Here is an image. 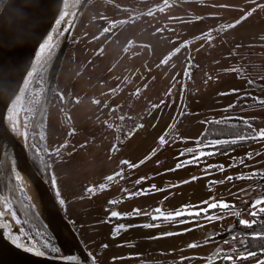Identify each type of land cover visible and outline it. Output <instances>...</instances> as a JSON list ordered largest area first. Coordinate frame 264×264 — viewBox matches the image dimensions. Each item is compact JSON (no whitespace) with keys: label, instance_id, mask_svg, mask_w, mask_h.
<instances>
[{"label":"rangeland","instance_id":"rangeland-1","mask_svg":"<svg viewBox=\"0 0 264 264\" xmlns=\"http://www.w3.org/2000/svg\"><path fill=\"white\" fill-rule=\"evenodd\" d=\"M163 2L86 4L52 90L46 137L66 136L68 144L60 148L65 155H51L52 190L57 201H65L58 202L62 215L94 264H258L264 250L242 260L235 253L254 251L248 248L252 231L240 220L251 224L248 208L264 197V140L217 152L204 136L211 122L230 117L264 125L259 103L264 76L255 74H264V59L260 64L240 60L248 49H264V3L168 0L144 13ZM249 12L242 23L227 27ZM104 28L110 31L104 33ZM189 64L190 75L185 72ZM161 136L164 144L158 143ZM55 149L51 141L47 150ZM189 149L205 156L177 169L178 162L191 157ZM121 161L139 166L128 168ZM121 169L123 178L106 190L85 191L107 185L105 177ZM141 177L146 179L136 184ZM153 185L156 190L128 198V193ZM113 200L117 203L110 204ZM212 201L231 208L210 210L211 220L203 215H186L179 222L151 219L157 207L168 214L182 206L204 208L201 202ZM111 211L130 215L112 218ZM121 224L125 227L117 230ZM190 243L199 247L190 248ZM224 254L233 260L220 259Z\"/></svg>","mask_w":264,"mask_h":264},{"label":"water","instance_id":"water-1","mask_svg":"<svg viewBox=\"0 0 264 264\" xmlns=\"http://www.w3.org/2000/svg\"><path fill=\"white\" fill-rule=\"evenodd\" d=\"M88 2L89 0H5L0 10V188L3 192L2 183L6 179L9 155L12 154L15 164L12 163L16 170L19 172L18 165H20L28 177L39 185L42 193L53 200L61 220L66 223L81 247V251L78 253L64 254L60 232L49 225L29 197L37 214L57 242L61 254L47 253L33 243L21 229L22 235L27 241L17 239L22 245L18 247L12 242L16 238L2 229L0 224V264H70V262L71 264H94L59 210L49 185L30 161L25 138L23 139L24 152H22L8 130L9 109L13 108V101L17 96L22 98L20 90H25L27 86L25 80L29 81L32 77H29L28 73H34L40 60L68 29L66 42L57 60L58 68L50 83L48 98L51 96L59 66ZM165 4L166 2L148 9L144 13L158 9ZM64 12L69 13L66 16L67 23L58 24L57 21ZM128 20L129 18L119 21L115 26ZM49 37H52V40L45 46L44 51H41V45L45 44ZM20 104L21 101L17 104L16 110L20 108ZM220 141H227V139ZM26 247H33L35 251L44 254L36 255L34 252L26 251Z\"/></svg>","mask_w":264,"mask_h":264},{"label":"trees","instance_id":"trees-1","mask_svg":"<svg viewBox=\"0 0 264 264\" xmlns=\"http://www.w3.org/2000/svg\"><path fill=\"white\" fill-rule=\"evenodd\" d=\"M4 2L5 0H0V10ZM66 35L67 33L61 35L40 60L21 98L22 109L26 112L27 117L26 146L30 161L49 185L60 211L61 208L50 183V177L52 176V170L54 168L51 166V155L47 154L49 153L47 146L51 141L56 144L57 148H61L62 144L68 146L67 142H65L67 137L60 136L52 138L49 141V138L46 137V128L52 98V93L48 98L49 87L55 76V71L58 68L57 60L65 44ZM209 36L206 38H209ZM262 48L258 47L255 50L264 51ZM133 124L134 121L130 120L129 126ZM255 131L256 128L251 119L230 117L219 122H211L204 138L207 143L216 145L215 150L217 152H226L238 146L252 143L254 141L252 139L245 141L237 140L235 143L232 141L240 136L250 137ZM42 137L43 139H41ZM217 139H227V141L218 140L221 143L217 144ZM59 155L63 156L65 154L59 152ZM12 160V158H8L7 183H2L5 202L8 204L11 212L15 213V219L19 222L21 230L33 243L49 254L60 255L61 251L53 235L43 223L25 190L21 187ZM258 207H264V205H259ZM248 209L253 211V205ZM252 221L254 223L252 222L251 226H249L253 235L250 237L252 247L248 248H252L254 250L253 252L258 253L260 250H264V238H261V234H264V214H259L255 217L252 216Z\"/></svg>","mask_w":264,"mask_h":264},{"label":"snow or ice","instance_id":"snow-or-ice-1","mask_svg":"<svg viewBox=\"0 0 264 264\" xmlns=\"http://www.w3.org/2000/svg\"><path fill=\"white\" fill-rule=\"evenodd\" d=\"M165 2L167 3V0H165ZM223 7H227V5H223ZM259 7V6H258ZM163 9H161L162 11ZM254 11V9H253ZM152 13H149V15H151ZM69 13L67 12H64L61 14L60 16V19L57 21L58 24L60 23H67V20H66V16H68ZM251 15V12L249 13H246L244 16H242L240 19L236 20L234 23L232 24H229L227 25L228 28H234L237 24H240L242 23L244 20H246L248 18V16ZM198 19H202L200 17H198ZM110 31V28H104L103 29V32L104 33H107ZM52 40V37H49V40L48 41H45V44H42L41 45V51H44L45 49V46L49 43V41ZM180 49L177 48L175 49V52H179ZM162 63H166V61H163ZM191 67V64L187 65L186 68H185V72L186 74L190 75V73H188V68ZM235 71V70H234ZM29 77H31L33 75L32 72H29L28 73ZM29 83L28 80H25V85H27ZM21 94H23L24 92V89H21ZM233 92L236 91V89H233L232 90ZM59 99L61 102H63L64 100V97L61 95L59 96ZM21 101V96H17L16 97V100L13 101V108L12 109H9V120L13 122V125H14V128L13 130L16 132L17 135H20L21 133L19 132V129L18 127H16V121L14 120V116H13V109L16 108L17 104ZM96 103H99V101H96ZM259 103L264 106V100H260ZM154 108L157 107L156 105L153 106ZM25 120H27V117H25ZM219 122V121H218ZM135 127V126H134ZM142 127V125L140 126ZM249 127H251V125H249ZM71 134H75L74 133V130ZM23 135H25V137L27 138V133H24ZM125 135H128L127 133ZM169 135H171V133H169ZM43 139V137L41 138ZM247 139H252V140H264V129H257L250 137H245V136H240V137H237L236 140H233L232 142L235 143L237 140L239 141H245ZM166 142V137L165 136H161L159 137L158 139V143L159 144H164ZM221 142H217V144H219ZM61 147H67V145H61ZM83 147V145H82ZM154 151V150H153ZM190 153H192L191 157L187 160V161H180L177 163L176 165V168H180L182 166H186L187 164H193V163H199V161L205 156V153L203 151H198V152H193L191 149L188 150ZM59 152H60V148H57L55 149V152L54 153H47L49 155H59ZM212 153H207V155H211ZM181 155H184V153H181ZM147 159V158H146ZM145 161H140L139 164H143ZM121 164L122 165H125L127 166L128 168H135V167H138L139 165L138 164H133L129 161H121ZM209 168H211L212 166H208ZM171 170V169H170ZM219 170H223V166H219ZM123 169H121L120 172H116L112 175H109V176H106L105 177V180L107 182V185L106 184H99V185H92V186H89L88 188L85 189L86 192H88L89 194H94L95 193V190L96 189H99L101 191L103 190H106V187L107 186H110L112 183L116 182V180L118 178H123ZM253 176L256 175V173H253L252 174ZM251 178V177H249ZM144 179H146V177H141L140 179L136 180L135 183L136 184H140ZM198 179V177H192V180H196ZM226 179L228 181H231L233 179V177L229 176V177H226ZM220 181H216L214 183H219ZM50 183L53 185V187H55L56 185V177L55 175H52L50 177ZM153 190H156L155 189V186H151V188L149 190H140L139 192H132V193H128V198L131 199L133 196L137 195V194H140V193H143V194H148L150 191H153ZM57 197L59 198L60 196V193L59 191H57L56 193ZM58 202L60 205H63L65 203V201L63 199H58ZM110 204H115L117 203V201H109ZM202 204L206 205V207L204 208H199L197 206H192L191 207V210L189 209V206H182L181 209H178V210H175L174 212L172 213H168V214H165L162 209L160 207H157L153 210V214L151 215V219L152 220H169V221H173V222H179V218L183 217V216H193V217H200V216H204L205 219H208V220H211L212 217L210 215H208V212L212 209H217V208H220V209H230L231 206L226 203V202H223V201H212V202H201ZM259 205H264V198H260V199H257L255 201V203L253 204V211L251 212V215L253 217L259 215V214H264V207H258ZM133 213L139 215L141 214L140 213V209H133ZM158 214V215H157ZM3 213L0 212V219L3 218ZM13 217H15V213L13 212L12 213ZM126 215H130L128 213H119L117 211H111L110 212V217L112 218H120L122 216H126ZM219 218V217H217ZM240 223L243 224V225H246V226H251L250 222L247 221V220H240ZM254 223V221H253ZM150 226H154V225H150ZM125 225L121 224L118 226V229H122L124 228ZM165 235H173V233H167ZM261 238H264V234H261ZM13 243L17 244L18 247L22 246L17 239H13L12 241ZM106 247V246H105ZM188 247L190 248H196V247H199V245L197 243H190L188 245ZM26 251H30V252H34V254L36 255H43L44 253L43 252H40V251H35V249L33 247H26L25 248ZM219 255V254H218ZM257 254L255 252H245V253H235V256L238 260H242V259H247L249 257H255ZM220 259H223L224 261H228V262H231L233 260V256L232 255H228V254H224L223 256H220L219 257ZM71 264V262H70ZM258 264H264V261H258Z\"/></svg>","mask_w":264,"mask_h":264},{"label":"bare ground","instance_id":"bare-ground-1","mask_svg":"<svg viewBox=\"0 0 264 264\" xmlns=\"http://www.w3.org/2000/svg\"><path fill=\"white\" fill-rule=\"evenodd\" d=\"M14 120L16 121V127H18L20 135H17L16 132L13 130L14 125L13 122L10 121V124L8 125V130L11 133L12 137L15 139L16 143L24 152V141L25 138L24 133H26L27 128V122L25 120L26 112L18 108H16L13 111ZM19 172H18V181L20 182L21 187L25 190L28 197H30L36 208L40 211L44 219L49 223V225L55 229L58 230L62 236V249L64 254H74L81 251V247L78 243V241L74 238L72 233L70 232L68 226L66 223H64L60 218V213L55 206L53 200L49 198L45 193H42V190L40 189L39 185L32 179L28 177V175L25 173V171L22 169L20 165ZM0 212H2L3 218L0 219V224L2 229H4L7 233L12 235L14 238L21 240V241H27L24 236L22 235V232L19 228V225L16 221V219L13 217L12 212L8 206L3 201L2 198V190L0 188ZM51 221V222H50Z\"/></svg>","mask_w":264,"mask_h":264},{"label":"flooded vegetation","instance_id":"flooded-vegetation-1","mask_svg":"<svg viewBox=\"0 0 264 264\" xmlns=\"http://www.w3.org/2000/svg\"><path fill=\"white\" fill-rule=\"evenodd\" d=\"M259 0H254V3H257ZM168 2V0H167ZM164 3V2H163ZM262 3H264V0H262V2H259L257 4H260L262 5ZM135 17V16H134ZM74 20V19H73ZM72 20V21H73ZM71 21V23H72ZM70 23V24H71ZM70 26V25H69ZM68 30V29H67ZM67 30L64 31L63 34L67 33ZM62 34V35H63ZM66 38H67V35H66ZM66 42V41H65ZM64 46V45H63ZM241 54V57H240V60L243 62L244 60H247L248 61V64H252V63H259L261 62L263 59H264V51H260V50H255V49H248L247 51H244V53H240ZM260 64V63H259ZM235 69H238V68H235ZM258 77H261V76H264V74L262 73H255ZM239 80V79H238ZM261 81L264 82V79L261 78ZM254 98H256V96H254ZM21 105V104H20ZM22 107V106H21ZM252 121V120H251ZM253 124L257 129H263L264 128V125H261V124H256L254 121H253ZM217 140H220V139H217ZM8 175V174H7ZM7 175H6V179L4 181V183H7ZM3 189V188H2ZM3 193H4V189H3Z\"/></svg>","mask_w":264,"mask_h":264},{"label":"built area","instance_id":"built-area-1","mask_svg":"<svg viewBox=\"0 0 264 264\" xmlns=\"http://www.w3.org/2000/svg\"><path fill=\"white\" fill-rule=\"evenodd\" d=\"M133 125H134V124H133ZM133 125H132V126H133Z\"/></svg>","mask_w":264,"mask_h":264}]
</instances>
